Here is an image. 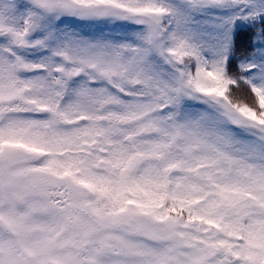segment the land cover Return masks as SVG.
Here are the masks:
<instances>
[{
    "label": "snow or ice",
    "instance_id": "snow-or-ice-1",
    "mask_svg": "<svg viewBox=\"0 0 264 264\" xmlns=\"http://www.w3.org/2000/svg\"><path fill=\"white\" fill-rule=\"evenodd\" d=\"M0 264H264V0H0Z\"/></svg>",
    "mask_w": 264,
    "mask_h": 264
}]
</instances>
